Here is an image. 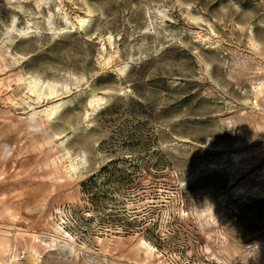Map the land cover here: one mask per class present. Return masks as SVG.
I'll list each match as a JSON object with an SVG mask.
<instances>
[{
    "label": "rangeland",
    "instance_id": "rangeland-1",
    "mask_svg": "<svg viewBox=\"0 0 264 264\" xmlns=\"http://www.w3.org/2000/svg\"><path fill=\"white\" fill-rule=\"evenodd\" d=\"M0 264H264V0H0Z\"/></svg>",
    "mask_w": 264,
    "mask_h": 264
},
{
    "label": "bare ground",
    "instance_id": "bare-ground-1",
    "mask_svg": "<svg viewBox=\"0 0 264 264\" xmlns=\"http://www.w3.org/2000/svg\"><path fill=\"white\" fill-rule=\"evenodd\" d=\"M80 22H83V20H80ZM32 86H33V85H32ZM34 86H36V85H34ZM33 89H36V88L33 87ZM37 90H39V89H37ZM40 90H41V89H40ZM40 90L37 91V92H39L38 94L41 93ZM51 93H53V91H50V94H51ZM36 94H37V93H36ZM60 106H61V103L50 105V106L46 109V114H47V116H48V117L52 116V115L57 111V109H58ZM69 167H70L72 170H75V166H74V164H73L72 162H70ZM69 237H70V236H69Z\"/></svg>",
    "mask_w": 264,
    "mask_h": 264
}]
</instances>
